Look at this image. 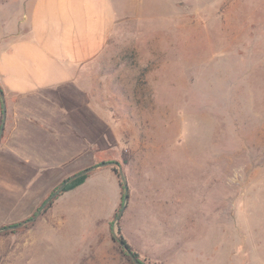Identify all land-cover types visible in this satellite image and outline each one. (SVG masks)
<instances>
[{"label":"rangeland","instance_id":"obj_1","mask_svg":"<svg viewBox=\"0 0 264 264\" xmlns=\"http://www.w3.org/2000/svg\"><path fill=\"white\" fill-rule=\"evenodd\" d=\"M111 2L117 26L90 73L101 151L1 177L0 230L77 171L118 163L119 225L142 260L264 264V0ZM112 167L0 232V264H131L113 239L125 189Z\"/></svg>","mask_w":264,"mask_h":264},{"label":"crops","instance_id":"obj_2","mask_svg":"<svg viewBox=\"0 0 264 264\" xmlns=\"http://www.w3.org/2000/svg\"><path fill=\"white\" fill-rule=\"evenodd\" d=\"M9 6L0 0V87L7 107L0 185L1 177L45 173L101 151L98 122L106 120L90 73L117 26L111 0ZM2 122L0 99V131Z\"/></svg>","mask_w":264,"mask_h":264},{"label":"water","instance_id":"obj_3","mask_svg":"<svg viewBox=\"0 0 264 264\" xmlns=\"http://www.w3.org/2000/svg\"><path fill=\"white\" fill-rule=\"evenodd\" d=\"M0 97L2 99V104H3V122H2V128H1V131H0V139L2 138V135H3V131H4V126H5V121H6V113H7V107H6V102H5V96H4V92L2 91L1 87H0ZM112 165H115L118 167V173L121 177V181L123 183V186H124V189H125V195H124V205L123 207L121 208V210L117 213L116 217H115V226L117 227L119 225V221L120 219L122 218L126 208H127V204H128V201L130 199V196H129V186H128V183H127V180H126V177H125V174L123 172V169L119 166L118 163H102L100 165H97L95 167H92V168H89L85 171H82L81 173H78L74 176H72L70 179L66 180L46 201L45 203L42 205V207L39 209V211L37 212V214L27 220V221H23L17 225H12V226H9V227H6L5 229H2L0 230V232L2 231H14V230H18V229H21L23 227H25L27 224H32L34 222H36V220L41 217L44 213V211L46 210V208L51 204L52 201H54L64 190L65 188L71 184L73 181H75L76 179L82 177V176H85V175H88L92 172H94L95 170L97 169H101V168H105V167H108V166H112ZM114 240L115 241H118L119 244L125 249V251L128 253V255L131 257V259L133 260V262L135 264H142L136 257L135 255L132 253V251L129 249V247L127 246V244L125 242H123L119 236H118V233L114 235Z\"/></svg>","mask_w":264,"mask_h":264},{"label":"trees","instance_id":"obj_4","mask_svg":"<svg viewBox=\"0 0 264 264\" xmlns=\"http://www.w3.org/2000/svg\"><path fill=\"white\" fill-rule=\"evenodd\" d=\"M0 99H1V97H0ZM124 161H125V163H127L128 162V159L127 158H125L124 157ZM113 168V171L116 173V174H119L118 173V170L116 169V167H112ZM87 169H89V168H85V169H82V170H79V171H77L74 175H76V174H78V173H81L82 171H85V170H87ZM73 175V176H74ZM91 174H88V175H85V176H82V177H80V178H78V179H76L75 181H73L71 184H69L66 188H65V190L58 196V197H60L62 194H64V193H66V192H69V191H72V190H74V189H76V188H78V187H80L81 185H83L85 182H86V180L89 178V176H90ZM72 176H70V177H67L66 179H64L60 184H59V186L57 187V189L66 181V180H68V179H70ZM121 185H122V183H121ZM56 189V190H57ZM54 193V192H53ZM52 193V194H53ZM51 196V195H50ZM57 197V198H58ZM56 198V199H57ZM55 199V200H56ZM52 205H53V201L51 202V204L46 208V210L44 211V213L45 212H47L48 210H50L51 208H52ZM117 215V214H116ZM25 228H27V227H25ZM118 234H119V238L123 241V242H125L126 244H127V246L129 247V249L132 251V253L135 255V257L142 263V264H151V263H147L146 262V260H142L141 259V257H140V255L138 254V253H136L135 251H134V249L132 248V246L127 242V240L125 239V237H124V235L122 234V228H121V225H119V227H118ZM114 239V238H113ZM115 241V240H114ZM116 243H118V245H119V242L118 241H115ZM120 247V249H121V252H122V254L126 257V259L131 263V264H135L132 260H131V258L129 257V255H128V253L125 251V249H123L121 246H119ZM154 264H157V263H154Z\"/></svg>","mask_w":264,"mask_h":264}]
</instances>
